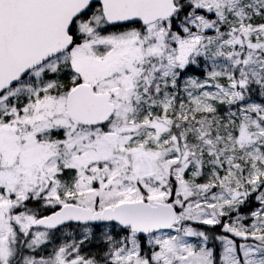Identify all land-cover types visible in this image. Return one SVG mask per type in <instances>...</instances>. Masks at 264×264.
I'll list each match as a JSON object with an SVG mask.
<instances>
[{
  "label": "snow or ice",
  "instance_id": "snow-or-ice-1",
  "mask_svg": "<svg viewBox=\"0 0 264 264\" xmlns=\"http://www.w3.org/2000/svg\"><path fill=\"white\" fill-rule=\"evenodd\" d=\"M0 264H264V0H0Z\"/></svg>",
  "mask_w": 264,
  "mask_h": 264
}]
</instances>
